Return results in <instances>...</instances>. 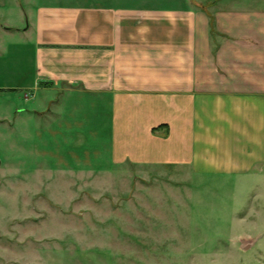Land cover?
Returning a JSON list of instances; mask_svg holds the SVG:
<instances>
[{
    "label": "rangeland",
    "instance_id": "1",
    "mask_svg": "<svg viewBox=\"0 0 264 264\" xmlns=\"http://www.w3.org/2000/svg\"><path fill=\"white\" fill-rule=\"evenodd\" d=\"M204 14L198 86L262 77L257 55L225 64L223 51L239 50ZM32 78L0 74V264H264V165L230 169L210 149L202 164L116 162L109 106H87L85 118H15L57 99L22 87ZM249 84L238 90L261 86Z\"/></svg>",
    "mask_w": 264,
    "mask_h": 264
},
{
    "label": "crops",
    "instance_id": "2",
    "mask_svg": "<svg viewBox=\"0 0 264 264\" xmlns=\"http://www.w3.org/2000/svg\"><path fill=\"white\" fill-rule=\"evenodd\" d=\"M206 9L239 50L223 51L226 65L241 51L263 63L264 0H0V74L27 70L22 87L57 95L15 118H85L105 105L116 162L202 164L210 149L230 169L264 165V69L198 86ZM248 81L261 86L238 90Z\"/></svg>",
    "mask_w": 264,
    "mask_h": 264
}]
</instances>
